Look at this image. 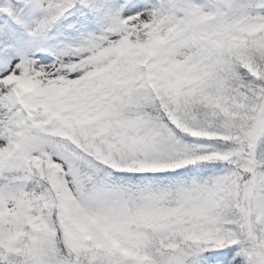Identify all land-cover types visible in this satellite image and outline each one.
<instances>
[{
	"label": "snow or ice",
	"instance_id": "6c2138e0",
	"mask_svg": "<svg viewBox=\"0 0 264 264\" xmlns=\"http://www.w3.org/2000/svg\"><path fill=\"white\" fill-rule=\"evenodd\" d=\"M0 264H264V0H0Z\"/></svg>",
	"mask_w": 264,
	"mask_h": 264
}]
</instances>
